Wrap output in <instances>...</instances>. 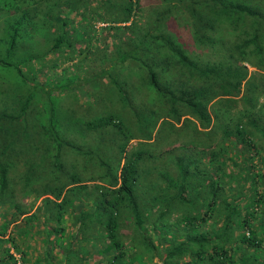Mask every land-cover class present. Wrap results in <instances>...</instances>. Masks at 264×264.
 <instances>
[{"label":"trees","instance_id":"16d2710c","mask_svg":"<svg viewBox=\"0 0 264 264\" xmlns=\"http://www.w3.org/2000/svg\"><path fill=\"white\" fill-rule=\"evenodd\" d=\"M88 1L0 60V264H264V0Z\"/></svg>","mask_w":264,"mask_h":264},{"label":"rangeland","instance_id":"374dc122","mask_svg":"<svg viewBox=\"0 0 264 264\" xmlns=\"http://www.w3.org/2000/svg\"><path fill=\"white\" fill-rule=\"evenodd\" d=\"M60 2H62V0H0V60L2 61V59H5L6 61L11 63L17 62L21 66L25 65L24 69H28V71L32 72V69H34V67L31 68L30 66H34V64H36L41 59H39L40 57H33L31 60H28L27 57L33 52L39 53L41 51H46V49L49 47L51 41L47 40L44 33H46V31L48 30L47 23H49L50 20H52L55 24L57 23V21H60L61 15L63 14L60 11ZM88 2L93 4L94 0H89ZM10 7L13 8L10 9ZM25 9L27 10V13H24ZM71 15L72 13H70V16ZM106 24V22H101L98 19H85V21H83V17H80V15H74V19L68 27L74 25L78 29V31H82L83 28L89 25L88 28H91L93 32H95L94 36H97L99 38V43L101 45L105 43V47H107L106 49H109L111 31L100 28L101 26L103 27ZM12 32L15 36L13 46L10 44L12 41ZM53 55L54 53H47L45 55L47 57L46 62L54 61V59H51ZM60 62L61 61H59L58 63ZM68 63H70V61L68 62V60L65 62L62 61L54 68H50L48 67L49 65L46 64L44 67L39 66V71H37L36 77L42 82L44 80L54 78L55 75H58V77H60L59 71L61 70L62 66L67 65ZM92 63L94 68L95 66L97 67L100 62L99 60H97V62H95L94 60ZM102 64H107V62L102 61L101 65ZM1 65L2 64L0 63V77L2 74L1 71H6V69H4V67ZM54 70H56V72H54ZM7 71L10 72L11 70L8 69ZM12 78L10 79L11 85L13 83ZM52 84L54 83L50 81L47 82L48 86H46V90L43 91V95L45 98H49L51 103H58L55 106L54 111L57 120L59 119L69 122L71 121V119L67 117L69 114H63L64 99L61 98V95L52 90ZM65 103L66 106L69 105L71 101H69L66 97ZM37 201L38 199H35L34 203H36ZM86 206L87 204L80 203L79 205H77V208H85ZM67 223L68 222H65V224ZM10 227L11 226L9 225L7 229H9ZM68 228L69 226L67 227L66 232L70 230V228ZM37 235L41 236V233H37ZM41 243L42 240H37L33 245V253L27 254V256L30 257L29 261H31L35 254H40V252L42 251ZM15 255L18 256V253ZM28 264H33V261L29 262Z\"/></svg>","mask_w":264,"mask_h":264}]
</instances>
